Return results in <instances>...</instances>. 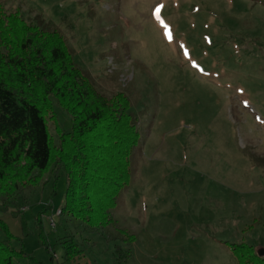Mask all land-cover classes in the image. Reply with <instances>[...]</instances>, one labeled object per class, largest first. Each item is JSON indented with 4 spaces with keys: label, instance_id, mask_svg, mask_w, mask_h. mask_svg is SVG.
Masks as SVG:
<instances>
[{
    "label": "rangeland",
    "instance_id": "rangeland-1",
    "mask_svg": "<svg viewBox=\"0 0 264 264\" xmlns=\"http://www.w3.org/2000/svg\"><path fill=\"white\" fill-rule=\"evenodd\" d=\"M0 5L58 31L98 93L128 98L140 135L107 236L59 214L67 181L54 162L0 186L9 244L29 257L15 264H236L230 245L264 248V0ZM52 110L56 149L71 123L55 102ZM66 237L83 251L70 263ZM117 245L130 255L122 263Z\"/></svg>",
    "mask_w": 264,
    "mask_h": 264
},
{
    "label": "trees",
    "instance_id": "trees-1",
    "mask_svg": "<svg viewBox=\"0 0 264 264\" xmlns=\"http://www.w3.org/2000/svg\"><path fill=\"white\" fill-rule=\"evenodd\" d=\"M52 102L71 123L68 132L59 127L56 149L47 127ZM129 111L123 93L108 98L97 92L58 31L42 30L26 21L19 8L0 5V186L14 188L54 162L67 181L59 214L107 236L109 212L129 184V158L140 138ZM0 231L8 239L0 241V264L28 257L21 242L19 251L10 246L13 237L1 221ZM60 246L67 263L83 254L70 237ZM229 248L236 264H264L252 246ZM114 253L119 263L130 258L118 245Z\"/></svg>",
    "mask_w": 264,
    "mask_h": 264
},
{
    "label": "water",
    "instance_id": "water-1",
    "mask_svg": "<svg viewBox=\"0 0 264 264\" xmlns=\"http://www.w3.org/2000/svg\"><path fill=\"white\" fill-rule=\"evenodd\" d=\"M255 253L256 255L259 257V258H263L264 257V248H257L255 250Z\"/></svg>",
    "mask_w": 264,
    "mask_h": 264
}]
</instances>
